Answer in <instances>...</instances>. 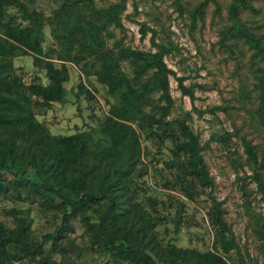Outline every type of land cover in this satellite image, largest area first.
<instances>
[{
	"label": "trees",
	"instance_id": "trees-1",
	"mask_svg": "<svg viewBox=\"0 0 264 264\" xmlns=\"http://www.w3.org/2000/svg\"><path fill=\"white\" fill-rule=\"evenodd\" d=\"M38 1L0 0V196L5 190L10 197L4 180L10 176L32 195L43 196L60 213L62 223L37 240L28 222L29 213L8 210L13 226L0 220V264H76L72 253L80 257L83 250L65 239L68 229H73L71 220L77 218L88 236L87 253L110 255L113 264H259L245 260L242 252L241 262L237 261L239 243L223 218L220 203L215 201L207 213L214 230L213 245L200 251L165 242L156 229L163 220L159 205L165 203L152 196L140 200L146 191L140 180L149 170L163 176L167 172L162 187L189 201L215 185L204 156L209 146L201 143L190 125L191 113L170 118L174 107L169 80L172 70L165 62L170 50L156 42L157 31L142 24L143 38L152 32L155 52L118 42L110 47V29L122 26L127 0L108 6H98L96 0H56L58 5L48 17L36 9ZM210 2L218 5L217 0H205L189 13L193 25L204 21ZM175 4L183 9L179 0ZM13 8L18 14L11 15ZM229 9L232 23L226 32L249 46L252 64L256 59L261 63L254 71L258 112L264 119V34L239 17L242 10L258 11L250 0H234ZM47 24L58 46L49 47V54L44 45ZM26 56L46 71L47 84H28L17 74L15 60ZM70 67L78 69L81 79L95 78L108 96V110L98 128L83 131L78 143L73 135L51 133L38 118L53 104L67 102ZM181 86L194 100L193 91ZM78 87L74 94L78 103L96 100V88L84 82ZM243 143L253 179L264 193V151L259 157L251 141L244 138ZM166 147L170 152L167 158H156ZM21 194L18 190L19 199ZM184 211L181 204L178 215L170 220L175 234L182 226L180 214ZM249 226L263 241V249L264 214L254 215ZM55 255H60L62 262H56Z\"/></svg>",
	"mask_w": 264,
	"mask_h": 264
},
{
	"label": "rangeland",
	"instance_id": "rangeland-1",
	"mask_svg": "<svg viewBox=\"0 0 264 264\" xmlns=\"http://www.w3.org/2000/svg\"><path fill=\"white\" fill-rule=\"evenodd\" d=\"M116 1L118 0H96V3L98 6H108ZM179 1L183 5L182 10L177 8L176 0H127L122 14V26L112 27L107 41L110 47L118 42L133 49L155 52L157 49L150 41L152 32L148 31L143 38L142 24L146 23L157 31L156 42L170 50L165 56V62L172 70L169 80L174 107L170 118L185 112L191 113L190 125L200 135L201 143H208L209 147L204 151V156L215 179V185L213 189H206L200 198L189 201L176 191L162 187L167 172L163 176L149 170L140 180L146 189L140 200L152 196L159 203H165L163 207L159 205L158 210L163 220L156 227L165 242L200 251L208 250L213 245L214 230L207 213L215 201L220 203L223 218L239 243L240 254L236 255L237 261L241 262L242 252L245 260L264 264V247L262 249L261 246L263 241L249 226L254 215L264 214V193L253 179V170L248 164L243 143L244 138L251 141L257 147L258 156H262L264 119L258 112L259 91L255 89L254 71L261 63L256 59V64H252L253 51L249 46L226 32L232 23L229 8L234 0H217L218 5L210 2L205 10L204 21L198 20L195 25L189 13L205 0ZM250 2L258 12L242 10L239 17L249 25L258 27L257 33L264 34V0ZM57 5L56 0H39L35 7L48 17ZM10 13L18 14L14 8ZM44 31V45L47 48L46 53L49 54V47L58 46L53 43L55 41L51 37L50 24L45 26ZM14 64L17 74L25 83H48L46 71L34 66L32 57L18 58ZM125 69L127 72L131 71L127 65ZM69 70L71 80L66 86L67 102L53 104L40 113L38 118L51 133L73 135L75 143H78L83 131L98 128L99 121L108 110L105 104L108 96L106 89L95 78L81 79L78 69L70 67ZM81 82L97 89L96 100L89 102L81 99L79 103L75 100L74 94L78 92ZM181 85L193 91L194 100L183 93ZM227 133L232 134L230 138L213 139L226 137ZM152 151L155 152L156 148L152 147ZM169 154L166 147L164 154H155V157L166 159ZM4 180L9 186L10 197L3 190V196H0V220L6 226H13V218L6 214L13 208L29 213L28 222L37 240H41L42 235L54 232L61 225L62 216L43 196L32 195L10 176ZM18 190L22 192L21 199L17 196ZM169 195L174 196L171 199ZM181 204L185 211L180 214L182 226L179 233L175 234V224L170 220L178 215ZM145 205L148 207L146 202ZM71 224L73 229H68L65 241L72 240L83 250L80 257L77 252L72 253L76 264H113L110 255L87 253L85 247L88 245V236L80 218L72 219ZM55 260L62 262L60 255H55ZM19 264L32 263L22 261Z\"/></svg>",
	"mask_w": 264,
	"mask_h": 264
}]
</instances>
